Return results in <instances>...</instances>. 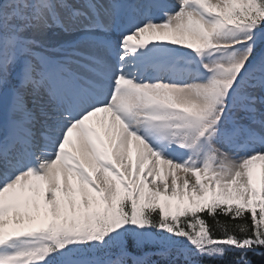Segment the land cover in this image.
Listing matches in <instances>:
<instances>
[{
	"label": "snow or ice",
	"instance_id": "snow-or-ice-1",
	"mask_svg": "<svg viewBox=\"0 0 264 264\" xmlns=\"http://www.w3.org/2000/svg\"><path fill=\"white\" fill-rule=\"evenodd\" d=\"M0 264H264V0H0Z\"/></svg>",
	"mask_w": 264,
	"mask_h": 264
},
{
	"label": "trees",
	"instance_id": "trees-1",
	"mask_svg": "<svg viewBox=\"0 0 264 264\" xmlns=\"http://www.w3.org/2000/svg\"><path fill=\"white\" fill-rule=\"evenodd\" d=\"M253 259L256 260V261H260V260H261V257H259V256H254Z\"/></svg>",
	"mask_w": 264,
	"mask_h": 264
}]
</instances>
